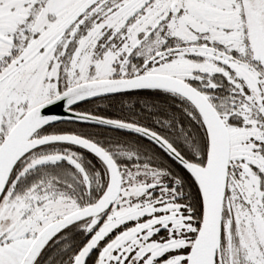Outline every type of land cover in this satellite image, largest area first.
I'll list each match as a JSON object with an SVG mask.
<instances>
[{"label": "snow or ice", "instance_id": "6c2138e0", "mask_svg": "<svg viewBox=\"0 0 264 264\" xmlns=\"http://www.w3.org/2000/svg\"><path fill=\"white\" fill-rule=\"evenodd\" d=\"M0 264H264V0H0Z\"/></svg>", "mask_w": 264, "mask_h": 264}]
</instances>
